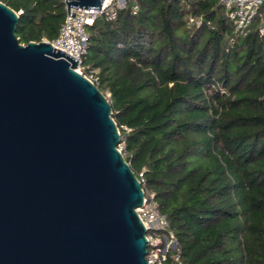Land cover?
<instances>
[{
  "label": "trees",
  "instance_id": "1",
  "mask_svg": "<svg viewBox=\"0 0 264 264\" xmlns=\"http://www.w3.org/2000/svg\"><path fill=\"white\" fill-rule=\"evenodd\" d=\"M0 1L21 11L22 44L55 39L67 14L65 0ZM87 32L83 63L110 92L126 161L168 217L174 264H264L258 21L240 36L219 0H132Z\"/></svg>",
  "mask_w": 264,
  "mask_h": 264
},
{
  "label": "water",
  "instance_id": "2",
  "mask_svg": "<svg viewBox=\"0 0 264 264\" xmlns=\"http://www.w3.org/2000/svg\"><path fill=\"white\" fill-rule=\"evenodd\" d=\"M19 18L0 1V264H148L110 99L52 43H20Z\"/></svg>",
  "mask_w": 264,
  "mask_h": 264
},
{
  "label": "built area",
  "instance_id": "3",
  "mask_svg": "<svg viewBox=\"0 0 264 264\" xmlns=\"http://www.w3.org/2000/svg\"><path fill=\"white\" fill-rule=\"evenodd\" d=\"M127 2L128 0H122L121 2L103 0L100 9L84 10V8L72 7L69 12L67 10L59 35L53 40L44 39V41L52 43L53 46L78 61L76 70L99 87L98 71H88L83 63V57L88 49L87 26L93 24L98 17H105L110 21L115 20L119 10L125 8ZM219 2L233 22L236 35H247L257 21L258 30L260 34L264 35V0H219ZM132 10L134 13L138 12L137 3H134ZM17 13L20 14L21 11ZM124 129L128 130L127 127H124ZM124 147L125 142L121 141L118 150L123 152ZM138 178L145 193L144 202L142 206L137 208V213L147 229L146 258L148 264H174V262H179L178 240L169 229L168 217L160 210L155 194L146 188L143 173H140Z\"/></svg>",
  "mask_w": 264,
  "mask_h": 264
},
{
  "label": "rangeland",
  "instance_id": "4",
  "mask_svg": "<svg viewBox=\"0 0 264 264\" xmlns=\"http://www.w3.org/2000/svg\"><path fill=\"white\" fill-rule=\"evenodd\" d=\"M118 2H121L122 0H117ZM132 2V0H128V3H131ZM263 11H264V7H263ZM84 65L85 66H87V64L86 63H84ZM105 93V95L109 98L110 97V92L109 91H105L104 92Z\"/></svg>",
  "mask_w": 264,
  "mask_h": 264
}]
</instances>
